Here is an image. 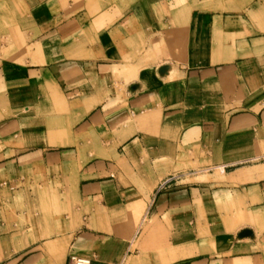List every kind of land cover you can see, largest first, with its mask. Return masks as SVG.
Returning a JSON list of instances; mask_svg holds the SVG:
<instances>
[{"label":"crops","instance_id":"obj_1","mask_svg":"<svg viewBox=\"0 0 264 264\" xmlns=\"http://www.w3.org/2000/svg\"><path fill=\"white\" fill-rule=\"evenodd\" d=\"M18 1L0 264H264V0Z\"/></svg>","mask_w":264,"mask_h":264},{"label":"rangeland","instance_id":"obj_2","mask_svg":"<svg viewBox=\"0 0 264 264\" xmlns=\"http://www.w3.org/2000/svg\"><path fill=\"white\" fill-rule=\"evenodd\" d=\"M21 6L18 0H0V47L2 44H7L8 42H15L16 45L23 42L21 41L23 40V36H20L18 29L20 21L18 12ZM16 53H18V51L13 50L8 54H10L9 56H15Z\"/></svg>","mask_w":264,"mask_h":264},{"label":"built area","instance_id":"obj_3","mask_svg":"<svg viewBox=\"0 0 264 264\" xmlns=\"http://www.w3.org/2000/svg\"><path fill=\"white\" fill-rule=\"evenodd\" d=\"M164 186V183L160 185L161 189ZM67 264H92V259L88 256L81 255H71L68 258Z\"/></svg>","mask_w":264,"mask_h":264}]
</instances>
